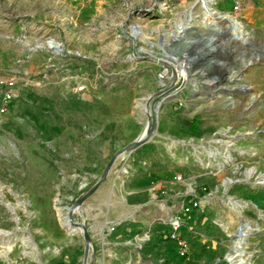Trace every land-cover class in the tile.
Wrapping results in <instances>:
<instances>
[{"label": "rangeland", "instance_id": "rangeland-1", "mask_svg": "<svg viewBox=\"0 0 264 264\" xmlns=\"http://www.w3.org/2000/svg\"><path fill=\"white\" fill-rule=\"evenodd\" d=\"M210 6L0 0V264H264V0ZM170 49L192 81L162 99Z\"/></svg>", "mask_w": 264, "mask_h": 264}, {"label": "built area", "instance_id": "built-area-1", "mask_svg": "<svg viewBox=\"0 0 264 264\" xmlns=\"http://www.w3.org/2000/svg\"><path fill=\"white\" fill-rule=\"evenodd\" d=\"M164 5V8H166V2L162 3ZM234 10H238L237 4L234 6ZM229 16V15H228ZM170 21L168 20V24ZM171 32H173L171 30ZM170 32V36L172 34ZM140 31L133 33L138 34ZM169 56L171 59L169 60H161L160 62V68L157 72V79L159 82V90L158 94L162 97V99H166L168 97L171 98H181V95L183 92L187 89L188 83L192 81V70H193V64L192 61H190L189 57L186 53H176L174 50L170 49L168 51ZM160 59V58H159ZM83 86H78L77 90L81 91L83 90ZM12 99V92L8 88H6L3 91V100L6 103H9ZM178 224L176 223L173 227V231L171 232V237L173 239H179V236L175 233V229H177Z\"/></svg>", "mask_w": 264, "mask_h": 264}, {"label": "bare ground", "instance_id": "bare-ground-1", "mask_svg": "<svg viewBox=\"0 0 264 264\" xmlns=\"http://www.w3.org/2000/svg\"><path fill=\"white\" fill-rule=\"evenodd\" d=\"M211 1L212 0H198V5L200 4L204 8L207 16H212L213 15V10L211 9V6H210ZM186 17H187V22H184L183 21L181 23H178V25H177V34L175 35V36H177L178 33L180 34V36H177L176 38H177V40L179 39V41H183V45L186 44V42H187L186 41L185 32L188 30V24L194 18V14H193L192 9L186 14ZM139 29H140V27L135 28L133 30V33H136L137 31H139ZM216 30L218 31L217 33H224V34L226 33V31L220 30L217 27H216ZM237 31H238V28L237 27H231V28H229V35L232 38H234V39L240 38L239 35H238V33H237ZM217 39H218V37H217V34L216 33L212 34L211 35V38H209L207 40L205 39L204 42H207L208 43V47H209V50H210L209 52L210 53L216 50V47L215 46L213 47L212 45L214 44V42ZM194 42H200V40L197 39ZM191 43H193V42H191ZM165 53H169V52L166 51ZM169 59H171V58L169 56H167V55L164 58V60H169ZM190 61H192V60L190 59ZM202 73L203 72H201V74ZM214 84H215V80L214 81H211L209 85H214ZM144 100L146 101V103H145V101L143 103H138V107H140L139 109H142L147 115L148 114L151 115L152 114V111H151L150 106H149V103H148L149 99H144ZM158 108H159V103H158V105L155 106L154 111L157 112L158 111ZM148 134H149V124H148V122H146L145 128H144V130H143V132H142V134L140 135L139 138L143 139ZM123 157H124V155H122L120 158H123ZM70 211L71 212H75L76 210L75 209H71ZM64 221H65V225L69 229L77 230V231L82 232V228L74 225V223H73L74 220H71L68 217H65L64 218ZM250 228L251 227H249L248 225H243V227L241 228L242 231H241V235L240 236L241 237L242 236H246V234L248 233V230H250ZM242 240H243V237H242ZM242 240H241L240 244L242 243ZM234 258L235 257H231L230 260L233 261Z\"/></svg>", "mask_w": 264, "mask_h": 264}, {"label": "water", "instance_id": "water-1", "mask_svg": "<svg viewBox=\"0 0 264 264\" xmlns=\"http://www.w3.org/2000/svg\"><path fill=\"white\" fill-rule=\"evenodd\" d=\"M220 35H224V33H219ZM207 40V39H206ZM56 47V46H55ZM190 59V58H189ZM152 116L150 115V114H148L147 115V122H148V124H149V134L145 137V138H143V139H141V138H137V140H135L129 147H131V146H135V145H137V144H141L143 141H145V139L147 138V137H149L151 134H152V130H151V125H152ZM109 166L110 165H108L107 166V168L105 169V172L103 173V175L101 176V178H100V180L96 183V185L90 190V192H92L96 187H97V185L99 184V182H101L102 180H103V178L106 176V173H107V171H108V169H109ZM87 196V194L85 195V196H83L82 198H81V200L80 201H82L85 197ZM76 207H78V206H76ZM74 208V207H73ZM73 208H71V209H73ZM71 209H69V213H68V215H69V219H71V220H73V218H72V213L73 212H71L70 210ZM73 223H74V225H76V226H78V227H80V228H82V233H83V235H84V238H85V240H86V249H85V253H87V251H88V249H89V245H90V242H89V237H88V232H87V229H86V227L84 226V224L83 223H78V222H76V221H73ZM243 227V225H241L240 227H239V229H238V232H237V234H236V237L237 238H239V236L241 235V228Z\"/></svg>", "mask_w": 264, "mask_h": 264}, {"label": "trees", "instance_id": "trees-1", "mask_svg": "<svg viewBox=\"0 0 264 264\" xmlns=\"http://www.w3.org/2000/svg\"><path fill=\"white\" fill-rule=\"evenodd\" d=\"M184 259H185V258H184ZM189 261H190L189 258H187L186 262H189ZM163 263H164V264H169V261L165 259V260L163 261Z\"/></svg>", "mask_w": 264, "mask_h": 264}, {"label": "crops", "instance_id": "crops-1", "mask_svg": "<svg viewBox=\"0 0 264 264\" xmlns=\"http://www.w3.org/2000/svg\"><path fill=\"white\" fill-rule=\"evenodd\" d=\"M139 137H140V134H139Z\"/></svg>", "mask_w": 264, "mask_h": 264}]
</instances>
